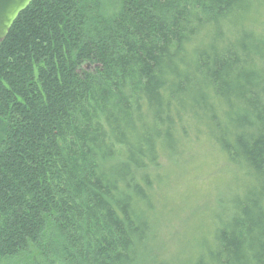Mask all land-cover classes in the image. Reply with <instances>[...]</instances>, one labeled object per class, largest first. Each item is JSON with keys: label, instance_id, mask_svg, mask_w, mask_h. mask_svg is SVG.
Returning a JSON list of instances; mask_svg holds the SVG:
<instances>
[{"label": "trees", "instance_id": "1", "mask_svg": "<svg viewBox=\"0 0 264 264\" xmlns=\"http://www.w3.org/2000/svg\"><path fill=\"white\" fill-rule=\"evenodd\" d=\"M109 4L33 0L0 44V263L264 264V0ZM200 140L249 185L168 261L158 190Z\"/></svg>", "mask_w": 264, "mask_h": 264}, {"label": "rangeland", "instance_id": "2", "mask_svg": "<svg viewBox=\"0 0 264 264\" xmlns=\"http://www.w3.org/2000/svg\"><path fill=\"white\" fill-rule=\"evenodd\" d=\"M103 2L111 7L112 0ZM182 156L168 165V180L158 190L160 201L168 204V220L158 224L161 229H158L156 248L168 261L194 255L200 248L199 237L210 235L217 216L231 212L232 197L242 194L249 185L244 172L226 161L205 140L195 143ZM0 264L44 263L31 248L28 254Z\"/></svg>", "mask_w": 264, "mask_h": 264}, {"label": "water", "instance_id": "3", "mask_svg": "<svg viewBox=\"0 0 264 264\" xmlns=\"http://www.w3.org/2000/svg\"><path fill=\"white\" fill-rule=\"evenodd\" d=\"M33 0H0V44L6 38L14 21Z\"/></svg>", "mask_w": 264, "mask_h": 264}]
</instances>
